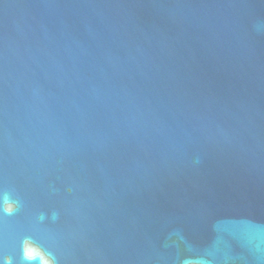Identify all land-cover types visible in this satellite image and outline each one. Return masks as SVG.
Listing matches in <instances>:
<instances>
[{"label": "water", "instance_id": "obj_1", "mask_svg": "<svg viewBox=\"0 0 264 264\" xmlns=\"http://www.w3.org/2000/svg\"><path fill=\"white\" fill-rule=\"evenodd\" d=\"M5 258L264 264V0H0Z\"/></svg>", "mask_w": 264, "mask_h": 264}, {"label": "clouds", "instance_id": "obj_2", "mask_svg": "<svg viewBox=\"0 0 264 264\" xmlns=\"http://www.w3.org/2000/svg\"><path fill=\"white\" fill-rule=\"evenodd\" d=\"M3 210L5 212L10 213L13 211V205L6 203L3 206ZM37 254L38 253H37L36 249L30 247L27 244L25 245L24 250H23V259L25 261H31V260L35 259ZM0 264H11V261L9 258H5L2 262H0ZM42 264H55V262L52 259H48L46 261H43Z\"/></svg>", "mask_w": 264, "mask_h": 264}]
</instances>
